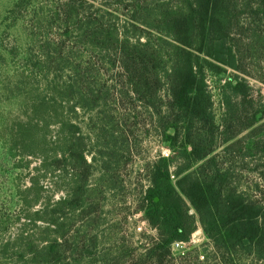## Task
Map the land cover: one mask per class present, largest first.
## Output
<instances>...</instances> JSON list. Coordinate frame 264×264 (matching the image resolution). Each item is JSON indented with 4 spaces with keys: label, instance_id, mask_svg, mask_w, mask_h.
I'll return each instance as SVG.
<instances>
[{
    "label": "trees",
    "instance_id": "trees-1",
    "mask_svg": "<svg viewBox=\"0 0 264 264\" xmlns=\"http://www.w3.org/2000/svg\"><path fill=\"white\" fill-rule=\"evenodd\" d=\"M100 2L65 0L56 8L55 23L61 33L54 40L59 39V48L56 45L44 55L47 67L54 68L49 91L67 106L66 113H74L76 105L88 108L95 116L91 122L98 135L115 132L111 124L131 120L141 106L149 112L159 137L181 143L187 163L175 174V184L172 158L160 155L149 166L148 185L140 202L157 236L136 264L149 260L161 264L172 258L173 243L189 241L197 227L190 206L213 249L210 259L239 264L251 257L264 264V123H260L264 113L254 108L247 82L253 75L243 68L264 66V0ZM64 39L73 40L74 48H83L86 54L74 59V48L69 50ZM228 69L240 76L222 87L225 113L217 125L205 71ZM116 105L120 112L109 109ZM247 130L248 135L242 136ZM71 134L66 146L72 163L81 170L82 181L73 189L74 195L62 201L66 209L84 206L92 169L84 141ZM246 140L250 143L243 152L238 147ZM247 158L253 159L252 167L244 163ZM237 159L242 162L239 168ZM61 162L48 159L55 168ZM248 166L255 178L242 186L240 175ZM57 211L58 206L49 203L41 217L53 234L58 232ZM5 222L0 216V227ZM18 243L22 260L26 248L29 251L25 264L59 262L55 237L42 247L25 243L23 238ZM7 252L4 246L0 248L2 264H7Z\"/></svg>",
    "mask_w": 264,
    "mask_h": 264
},
{
    "label": "rangeland",
    "instance_id": "rangeland-1",
    "mask_svg": "<svg viewBox=\"0 0 264 264\" xmlns=\"http://www.w3.org/2000/svg\"><path fill=\"white\" fill-rule=\"evenodd\" d=\"M64 1L0 0V216L7 222L0 227V248L4 246L8 250L4 263L25 264L28 260L27 248L26 258L19 257L20 238L25 243L42 247L55 237L60 248L58 264H136L157 236L140 202L148 185L149 166L160 155L172 158L175 184V174L187 166L185 155L181 143L158 136L153 121L149 120V112L141 106H137L139 114L131 116V120L112 123L117 129L115 132L101 135L93 129L91 119L95 116L88 108L76 105L77 101L74 113H66L67 106L49 91L54 68L47 67L44 58L49 49L56 45L59 48L56 43L59 39L55 41L54 36L61 30L55 23L54 12ZM110 1L101 0L100 3L107 5ZM49 38L52 43L46 45ZM62 41L69 50L75 47L71 39ZM73 54L76 59L86 51L77 47ZM243 68L253 75L247 82L255 99L254 108L264 113V66L245 65ZM235 76L240 75L230 69L205 71L217 125L221 124L225 113L222 87L229 79L236 80ZM109 109L120 112L117 105ZM261 119L262 124L264 115ZM122 129L126 132H121ZM172 132L170 130L169 134ZM70 133L84 141L92 169L84 206L66 209L62 201L70 199L73 189L82 181L81 170L72 163L71 152L66 146ZM215 134L216 144H219L218 131ZM106 143L110 148H105ZM249 143L246 140L238 148L244 152ZM52 158L62 161L58 168L48 164V159ZM236 161L239 168L242 162ZM244 161L249 165L253 159ZM249 166L240 175L242 186L248 179L255 178ZM49 203L58 206L56 234L48 230V224L41 219ZM190 213L196 218V230L188 242L171 249L172 258L161 264H218L210 259L213 249L191 206ZM196 254L199 255L197 260ZM149 262L154 264L152 260ZM239 264L259 263L248 257Z\"/></svg>",
    "mask_w": 264,
    "mask_h": 264
},
{
    "label": "built area",
    "instance_id": "built-area-1",
    "mask_svg": "<svg viewBox=\"0 0 264 264\" xmlns=\"http://www.w3.org/2000/svg\"><path fill=\"white\" fill-rule=\"evenodd\" d=\"M181 245H182V243L175 242V243H173V245H172V249H174V247H175V248H180Z\"/></svg>",
    "mask_w": 264,
    "mask_h": 264
},
{
    "label": "bare ground",
    "instance_id": "bare-ground-1",
    "mask_svg": "<svg viewBox=\"0 0 264 264\" xmlns=\"http://www.w3.org/2000/svg\"><path fill=\"white\" fill-rule=\"evenodd\" d=\"M198 242V241H197Z\"/></svg>",
    "mask_w": 264,
    "mask_h": 264
}]
</instances>
